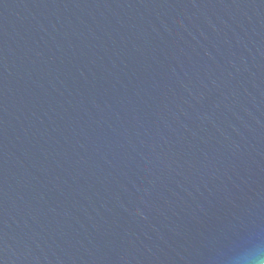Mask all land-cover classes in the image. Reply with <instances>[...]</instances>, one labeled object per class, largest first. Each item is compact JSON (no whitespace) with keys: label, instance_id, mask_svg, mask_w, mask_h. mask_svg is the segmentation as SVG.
<instances>
[{"label":"water","instance_id":"1","mask_svg":"<svg viewBox=\"0 0 264 264\" xmlns=\"http://www.w3.org/2000/svg\"><path fill=\"white\" fill-rule=\"evenodd\" d=\"M255 247L264 0H0V264Z\"/></svg>","mask_w":264,"mask_h":264},{"label":"clouds","instance_id":"2","mask_svg":"<svg viewBox=\"0 0 264 264\" xmlns=\"http://www.w3.org/2000/svg\"><path fill=\"white\" fill-rule=\"evenodd\" d=\"M236 264H264V247H255L240 256Z\"/></svg>","mask_w":264,"mask_h":264}]
</instances>
